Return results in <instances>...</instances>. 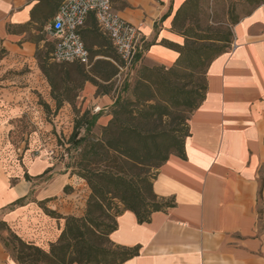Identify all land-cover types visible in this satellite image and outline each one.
Segmentation results:
<instances>
[{"label": "crops", "instance_id": "obj_1", "mask_svg": "<svg viewBox=\"0 0 264 264\" xmlns=\"http://www.w3.org/2000/svg\"><path fill=\"white\" fill-rule=\"evenodd\" d=\"M185 1L112 0L115 13L139 28V63H176L179 54L161 43L183 44L173 20ZM36 4L0 0V48L12 57L36 51L26 34L10 32L31 22ZM206 79L205 99L189 122L186 158L172 156L153 184L158 199L174 200V206L144 224L130 211L117 219L112 242L140 247L138 256L122 264H264V3L234 25L232 49L212 62ZM83 99L102 111L114 104L91 84ZM109 119L105 114L98 125ZM35 162L38 172L32 174ZM56 169L45 155L31 160L24 153L9 173L0 142V220L28 242L59 237L63 229L45 209L66 215L77 194L64 188L83 186L70 171L56 175ZM57 180L63 188L52 194ZM0 264H17L1 243Z\"/></svg>", "mask_w": 264, "mask_h": 264}, {"label": "trees", "instance_id": "obj_2", "mask_svg": "<svg viewBox=\"0 0 264 264\" xmlns=\"http://www.w3.org/2000/svg\"><path fill=\"white\" fill-rule=\"evenodd\" d=\"M64 1L37 0L31 10V22L18 30L10 29V32L26 34L27 40L37 45L43 38L31 39V33L41 32L51 23ZM196 1L186 0L173 20V30L184 39L183 44L161 43L178 53V60L171 68H149L141 64L133 87V99L112 96L113 79L122 74L124 62L111 40L98 28L94 16H89L80 30L90 55V71L80 63H50L47 54L37 51L39 68L52 88L55 113L66 103L74 105L78 93L83 92L87 84L96 88L97 95L111 97L114 104L109 108L107 115L110 119L101 127L100 137L93 136L91 132L105 112L92 114L85 110L77 118L71 138V145L77 152L71 174L85 180L91 190L84 217H55V212L45 209L48 216L65 222L57 242L52 243L48 251L26 242L8 223L0 221V230L8 232V237H0V243L6 251L14 254L17 264H122L138 256L140 247L123 248L112 242L117 219L130 211L138 223L144 224L150 222L154 213L174 206V200L158 199L153 189L154 181L172 156L186 158L185 141L191 135L189 122L205 99L207 71L233 42L230 31L219 32L215 36H202L197 32L181 34L178 31L182 28L183 11L196 5ZM262 3L264 0H258L257 7ZM5 52L0 48V61ZM97 57L100 58L93 62ZM138 61L139 57L136 63ZM61 65L70 67L72 71L65 79L59 70ZM189 77L196 78L191 88L180 85L181 80ZM59 78L63 79L64 86L63 92L57 94ZM165 117L174 118L177 127L159 130L157 125ZM81 129L85 132L82 137ZM151 171H156V174L152 176ZM24 178L30 179L27 173ZM69 190L68 186L64 188L65 193ZM105 220L108 223H104ZM106 241L111 242L114 248L105 246Z\"/></svg>", "mask_w": 264, "mask_h": 264}, {"label": "rangeland", "instance_id": "obj_3", "mask_svg": "<svg viewBox=\"0 0 264 264\" xmlns=\"http://www.w3.org/2000/svg\"><path fill=\"white\" fill-rule=\"evenodd\" d=\"M195 3L197 4L186 8L181 15L182 28L178 30L181 34L191 35L197 32L202 36H215L219 32L230 31L233 36L234 23L254 11L257 8L258 0H197ZM45 27L41 32L31 33V39H35L37 36L43 38V41L37 44L33 55H27L25 58L12 57L5 52L3 60L0 61V142L2 158L6 162L8 171L10 170L9 173L18 166V161L24 153L31 160L36 155H45L47 159L52 157L53 160L50 162L57 168L56 175L64 173V170L72 173L71 165L74 163L77 152L71 145V138L76 130L77 118L92 107V105H88L89 101L85 102L83 99L84 89L83 92L78 93L74 105L66 103L58 113H55L52 88L42 74L36 59V53L39 51L42 54H47L48 61L53 63L51 60L53 42L45 31ZM231 49L232 44L227 51ZM99 58H94L93 62ZM141 64L149 68L157 67L144 62L135 63L127 72L119 74L113 79L115 83L112 91L113 97L133 99V87L138 77L137 70ZM59 70L63 72V79L66 78L68 72H72L70 67L62 65ZM87 71H90L89 68ZM63 79H58L57 94L63 92ZM195 82L196 78L189 77L181 80L180 85L191 88ZM69 86L72 85L69 83ZM89 99L91 100V97ZM95 110V107L91 108L93 114H96ZM109 110L104 111L105 113L99 119L109 113ZM176 125L174 118L165 117L157 126L159 130H164L177 127ZM84 134V130L81 129L80 137ZM91 134L95 137L101 136V127L98 125V121ZM38 167L37 162L32 164L31 173H37ZM151 174L154 176L156 171H151ZM76 177L83 181V186L69 190L68 194L74 192L77 194L74 199L72 198V207L65 211L66 215L55 212V217L59 215L84 217L91 190L85 180ZM63 183V180L55 181L50 192L53 194L60 191L63 188ZM84 185L88 187L87 192L84 191ZM52 218L57 220L60 231L64 229V220ZM104 223H108V221L105 220ZM60 224H62V228H60ZM0 237H8V232L0 230ZM58 238L55 236L46 239L44 244L36 245L48 251L50 245L57 242ZM104 244L108 248H114L111 242L106 241ZM7 252L15 260L14 254L11 251Z\"/></svg>", "mask_w": 264, "mask_h": 264}, {"label": "built area", "instance_id": "obj_4", "mask_svg": "<svg viewBox=\"0 0 264 264\" xmlns=\"http://www.w3.org/2000/svg\"><path fill=\"white\" fill-rule=\"evenodd\" d=\"M89 16H94L98 28L111 40L124 62L121 72H127L137 61L140 31L115 13L112 0H65L45 27L54 44L51 60L59 64L80 63L90 68V55L80 35Z\"/></svg>", "mask_w": 264, "mask_h": 264}, {"label": "bare ground", "instance_id": "obj_5", "mask_svg": "<svg viewBox=\"0 0 264 264\" xmlns=\"http://www.w3.org/2000/svg\"><path fill=\"white\" fill-rule=\"evenodd\" d=\"M101 109V107H97V110H100Z\"/></svg>", "mask_w": 264, "mask_h": 264}]
</instances>
